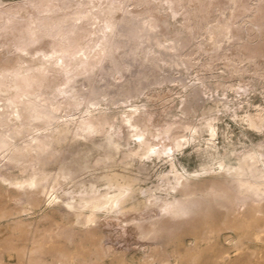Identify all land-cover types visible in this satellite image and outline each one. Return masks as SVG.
I'll return each instance as SVG.
<instances>
[{
    "label": "bare ground",
    "instance_id": "obj_1",
    "mask_svg": "<svg viewBox=\"0 0 264 264\" xmlns=\"http://www.w3.org/2000/svg\"><path fill=\"white\" fill-rule=\"evenodd\" d=\"M225 1L234 6L219 21ZM161 10L182 20L191 52L152 38L165 31ZM254 27L261 40L249 47ZM168 54L196 72L220 61L241 80L234 87L213 74L223 99L198 73L145 93L168 79L160 72L179 68ZM262 62L264 0H29L1 9L0 264H264V146L226 163L220 118L204 106L211 99L245 134L264 137V106L239 113L227 97L232 90L241 105L252 87L243 75L264 80ZM44 166L77 190L59 192V174Z\"/></svg>",
    "mask_w": 264,
    "mask_h": 264
},
{
    "label": "rangeland",
    "instance_id": "obj_2",
    "mask_svg": "<svg viewBox=\"0 0 264 264\" xmlns=\"http://www.w3.org/2000/svg\"><path fill=\"white\" fill-rule=\"evenodd\" d=\"M27 1H29V0H0V10L3 9V8H7V7L21 6ZM74 3L75 2H72V3L70 2V5H73ZM250 3L253 4L254 1H253V3H252V1H250ZM232 4H233V2H231V1H229L227 3L225 1L224 5H223V12L221 14L222 16H220L219 19H218L219 21H225L227 19L226 17L230 13L229 9L234 6V4L233 5ZM161 11L160 12L165 15V18L163 20L164 30L165 31L152 33L151 34L152 38L153 37H157L160 40V42H162L161 40L164 37V38L174 42L175 46L181 52H187V51H188V53L191 52L190 51V47H189V41H187L190 38V36H188L189 35V34H187L188 32L186 33L185 28L182 27V25H181L182 20L181 19H177L176 20V18H172L171 14H170V12L168 10H167V12H165L166 10L165 11L161 10ZM202 26H204V28H205L206 25L202 23ZM159 29H162V27L159 26ZM203 31L204 30H201V33H203ZM254 33L255 34L257 33L255 27H254V30H252L248 34L249 37L248 36L246 37V43H247V45L249 47L250 46H254L255 42H258V41L261 40V39L257 40L255 38H253V36L255 35ZM171 34H172V36H171ZM161 36H162V38H161ZM187 36L189 37L188 39H187ZM248 39H250V40H248ZM178 41H179V43H178ZM251 43L253 45H251ZM183 45H185V46H183ZM195 51H196L195 52V57H197L198 56L197 55L198 52H197V50H195ZM165 58L171 64H173L172 63L173 61H177L178 64H179L180 70H179V68H177L175 70L171 69V70H169L166 73L160 72L161 73L160 74L161 77L164 76L165 78L167 77L168 79H165V81L161 84V86L153 85V86L149 87V89L147 91H145V93L151 94L154 91H156L157 89L162 88V87H164L166 85L171 86V85L175 84L174 79H176L177 77H178V79L184 80V82H189L190 79H194L195 75L198 73L199 76L203 75L202 77H204L206 79L205 80L206 83L208 82V86H209V88L212 91L213 98H215V99H223V98H225V96L221 95V90L216 88V86H215L216 79L212 78L213 74L217 73L219 75V77H218L219 81L231 83V84L234 85V87L238 86L239 85V80H241V76L234 75L235 77L233 76V78H231L230 75L227 72V69H225L224 67H222V69H221V66H223V65H222V63L220 61H217V62L213 63L212 64L213 66L211 65L212 66V70H208V72L206 71L208 69L207 67L205 69H202L204 67H199L197 72H196L195 69L191 68L188 65V63L185 62L184 59H176L175 56L172 55V54H168ZM201 59L204 60V56H202ZM179 60L181 61V63H180ZM247 62H248V60L245 61V59H244V61L239 64V67L242 68L245 65H248ZM181 64L183 66L187 67V70L185 68H183V66ZM262 67L264 69V62H262ZM183 69L185 71H183ZM263 69H262V71H264ZM177 70H179L180 72H178ZM221 70H223V72ZM209 72H210V74H209ZM220 76L222 78H220ZM228 77H229V79H228ZM243 78L245 80L248 79L247 82L252 87L250 88V90L248 92H245L244 95L242 94L241 99H242L243 103L241 105H238V101H239L240 98H238L236 96V94L233 93L232 90H230V89L227 90L228 99L232 101L231 102L232 104H235L234 108L239 113H241V111L243 109H245V110L246 109H252V105L253 104H260V105L264 106V88H263L264 87V84H263L264 80H263V78L261 76L257 75V74H253L252 75V71L249 72V74H247V73L244 74ZM260 83H262L263 85L260 84ZM176 89H178V88L175 87V90ZM38 93H40V92L35 90L33 93H31V96H37V95H39ZM54 93H55L54 90H47V92H46V94L48 96L49 95L51 96ZM141 98H142V96H141ZM244 99H246V100H244ZM247 103H248V105H247ZM204 106H205V110H206L205 116H211V117L215 116V117H219L220 118V121L218 122V127H219V130H218V133H219V147H220V150L222 152H223V148L226 149V152H225L224 157H223L224 161L226 163H228V164H235L236 163V160H235V157H234V153H235L236 150H240V149L243 150V149H248L250 147H256L257 148L258 146H264V137L261 136V134L253 133V132H248V133L245 134L242 131V129H240L237 125H235V123L233 122L232 118L228 117L229 112H225L223 108L217 107L212 102L211 99ZM216 108H219L220 111L217 112ZM110 111L111 110H107V112H109V113H110ZM112 111L115 112L117 110L114 109V107H112ZM199 113H201V110H200ZM192 120H193V122L198 123V121H200V117L199 116H193ZM227 122L229 124L228 126L226 125ZM228 128H230V130H232V133L228 135L229 138L227 139L225 131H227ZM89 148L90 149H87V148L84 149L85 153H84L83 158L87 159L89 162L92 163L93 162V157L92 156H93V154L95 152V149L91 148V147H89ZM88 150H90V151H88ZM43 169H45L51 175H54L55 173L59 174L58 180H59V183L61 184V189L59 190V192H61L62 189L64 191H66V192H75L77 190L76 188L72 187L73 185L70 182V180L67 177H64L62 175V173L59 172V170L55 166H44ZM13 173H14V175H18L19 174L16 170H13ZM153 174H155V171L153 172ZM86 175H87L86 171H84L83 176L85 177ZM152 177L153 178H151L150 181H155L156 180V176H152ZM150 181L148 180L145 183H141V187L151 186ZM98 188L99 189H103L102 186H98Z\"/></svg>",
    "mask_w": 264,
    "mask_h": 264
}]
</instances>
